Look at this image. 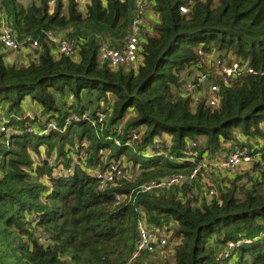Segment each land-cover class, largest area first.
Segmentation results:
<instances>
[{
  "label": "trees",
  "instance_id": "trees-1",
  "mask_svg": "<svg viewBox=\"0 0 264 264\" xmlns=\"http://www.w3.org/2000/svg\"><path fill=\"white\" fill-rule=\"evenodd\" d=\"M25 1L0 0V33L4 23L19 53H33L22 65L0 43V109L8 116L0 131V264H264V163L241 171L244 184L206 176V185L199 174L179 187L142 189L190 177L197 162L235 147L264 151V0H144L157 21L139 43L136 68H113L100 51L122 50L139 35L138 0H68L66 11L65 0ZM49 33L74 57L60 54ZM234 58L245 71L226 85L223 66ZM212 86L216 106L209 95L195 98ZM28 99L46 117L40 131ZM51 123L48 134L29 133ZM190 143L195 162L184 160ZM34 155L46 156L36 163ZM111 164L123 166L125 179L110 183L86 169L104 173ZM60 167L68 175L55 174ZM142 219L175 228L167 245L133 263Z\"/></svg>",
  "mask_w": 264,
  "mask_h": 264
},
{
  "label": "built area",
  "instance_id": "built-area-1",
  "mask_svg": "<svg viewBox=\"0 0 264 264\" xmlns=\"http://www.w3.org/2000/svg\"><path fill=\"white\" fill-rule=\"evenodd\" d=\"M79 4L83 5L87 2V0H76ZM53 5V2L50 3ZM137 11L139 16H142L146 12L147 3L144 0L137 1ZM182 13H186L187 9L185 7L180 8ZM140 22L136 21L135 25H139ZM50 41H52L56 45V49L60 54H64L69 57H74L75 51L67 44L62 42L59 38L54 36L52 33H49ZM139 35H134L126 47L122 50L117 49H109L107 47H103L100 51V60L102 62H108L111 67L118 68L120 66H130L137 65L140 57H139ZM0 43L4 51H10L13 53H19L21 51V46L18 44L15 35L6 28V25L3 23L2 31L0 33ZM37 47L38 44L35 43L33 45ZM245 71V68L239 63L236 62L231 65L223 66L222 76L224 79V84L229 85L232 82L236 81L242 73ZM198 83L201 85L204 83V79H200ZM195 85V80L192 79L187 84L184 85V90L188 93L193 91V86ZM212 93L210 104L212 106H216L218 104V99L216 98V93L218 91L217 86H212L210 88ZM104 119V115H99V120L102 122ZM55 129L54 123L49 124L48 131H43L36 133L33 129L29 130V133L34 135L43 136L45 133L48 134L50 131ZM6 129L3 127L2 132H5ZM136 139V137H135ZM197 144L190 143L189 145V154L188 158L184 159L185 161L195 162L198 158V153L196 151ZM160 148V147H158ZM83 156H85L83 154ZM174 161V159H172ZM262 162L264 163V151L255 152L253 150L242 149L240 147H235L229 154L223 157L216 158H204L197 162V167L194 169L190 177L179 175L173 176L171 178L165 179L159 183H152L150 185L144 186L143 191H151L156 187L162 186H182L187 181L194 180L199 174L206 179V171L211 172L212 175L219 173L224 174L231 171H235L238 169L241 170H251L255 163ZM205 170V172H204ZM96 179L104 180L110 183H114L115 181H122L125 179V173L121 166L116 164H111L109 169L104 173L101 171H90ZM207 182V179H206ZM103 184V183H102ZM210 196L214 195V190L209 193ZM119 201L122 199L117 197ZM159 232L155 226H148L145 220H141L138 231V244L135 254L132 257V262L135 263L141 256L144 251H154L155 244H159L160 246H165L168 243V239L172 235L171 229L169 227H163L161 230V237L157 239L155 233ZM235 245L233 243L229 244V249L234 250ZM230 254L227 252L225 254V258H229Z\"/></svg>",
  "mask_w": 264,
  "mask_h": 264
},
{
  "label": "rangeland",
  "instance_id": "rangeland-1",
  "mask_svg": "<svg viewBox=\"0 0 264 264\" xmlns=\"http://www.w3.org/2000/svg\"><path fill=\"white\" fill-rule=\"evenodd\" d=\"M32 1H36V0H26L25 1V4H29L30 2H32ZM68 0H65V11H66V9H67V6H68ZM82 9H84V7H82ZM148 11H150V7H148ZM149 16H148V15ZM147 15V16H146ZM145 17V18H144ZM144 19H143V22H142V28L140 29V30H138L139 28V26L136 28V33H138L139 34V43L141 44V42H142V40H143V38H144V33H145V28H144V26L146 25V24H149L150 26H151V23L149 22V21H152V19H151V17H154L153 15H151L149 12L148 13H145V15H144ZM29 53V52H28ZM33 53L32 52H30L29 53V55H32ZM22 53H16V58H17V60L19 61V62H21V64L23 65V64H26L27 62L24 60V58L22 57ZM29 57V56H28ZM28 59V58H27ZM29 61V60H28ZM238 60L237 59H235L234 58V63H236ZM233 63V64H234ZM209 66H211V65H209ZM213 66V65H212ZM133 67L134 68H136V65H133ZM211 88V87H210ZM210 88L208 89V88H206L205 89V87H203L202 88V90L200 91V93L198 94V95H196L195 96V98L198 100V99H200V98H202V97H204V96H207L208 97V95L211 97V95H212V93H211V91H210ZM25 105H26V108H27V116H29L31 119V121H32V119H35V121L36 122H34V124L32 125V127L34 128V129H36L37 131H40L41 129L38 127L39 125H40V121H44L45 119H46V117H45V115H43L42 113H41V111L39 110V107L37 106L36 107V105H34L33 103H31L30 102V100L28 99V101L25 103ZM6 112L7 111H3V109L1 108L0 109V131L2 132V128L3 127H5V123H6V121L8 122V116H7V114H6ZM14 115H11V117H13ZM7 131V130H6ZM241 134H240V132H237L236 131V136L237 137H241L240 136ZM42 149H44V147L42 146ZM46 156V155H45ZM45 156L42 158L41 156H39V157H36L35 155L33 156L34 158H32L36 163L37 162H40V161H44V159H45ZM217 157H219V156H217ZM208 158H216L215 156H211V157H208ZM50 162L51 163H54V160H50ZM123 166L125 167V166H127L128 167V171L127 172H125L126 173V175L127 174H131L132 176H136L139 172H138V169L136 170V169H134L130 164H128V163H126V160L124 161V163H123ZM123 166H122V168H123ZM254 167V166H253ZM87 169V171L88 170H90V171H94L93 169H89V168H86ZM70 171V169L69 170H66V169H63L62 167H60V168H58L57 170H56V172H55V174H64L65 176L66 175H68V172ZM242 170L241 169H238V170H235V171H231V172H228V173H225V174H220V175H218L219 173H216V174H213L212 175V173L211 172H207L206 171V174H205V176H208V178H210L211 180H214L215 178H218V177H220L221 179H227V180H223V182L225 183V185H227V186H230L231 185V183L233 182H235V181H237V180H241L240 182H239V184H244L246 181H247V179H248V177L246 178L245 176H241V174L243 173V172H241ZM204 172H205V170H204ZM253 174V173H252ZM254 175V174H253ZM208 184V182H206V185ZM217 186V185H216ZM218 187V186H217ZM173 225H170V227L169 226H165V227H169L170 229L171 228H175V226L174 227H172ZM155 235L157 236V237H161V230H159V232H157V233H155ZM148 263V262H147Z\"/></svg>",
  "mask_w": 264,
  "mask_h": 264
},
{
  "label": "crops",
  "instance_id": "crops-1",
  "mask_svg": "<svg viewBox=\"0 0 264 264\" xmlns=\"http://www.w3.org/2000/svg\"><path fill=\"white\" fill-rule=\"evenodd\" d=\"M151 19H152V21H149L150 23H153V22H155V21H157V17H151ZM145 30H147L146 32H149L150 31V25L149 24H146L145 26ZM142 41H144V40H142ZM23 55H22V57L24 58V60L26 61V62H28V59H27V52H24V53H22ZM15 59H17V58H15ZM261 146V144L259 145V146H257V147H260Z\"/></svg>",
  "mask_w": 264,
  "mask_h": 264
}]
</instances>
